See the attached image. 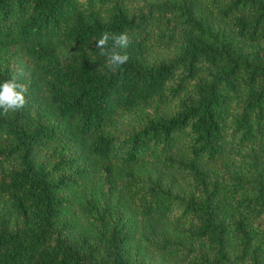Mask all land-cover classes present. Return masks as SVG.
<instances>
[{
    "label": "trees",
    "instance_id": "trees-1",
    "mask_svg": "<svg viewBox=\"0 0 264 264\" xmlns=\"http://www.w3.org/2000/svg\"><path fill=\"white\" fill-rule=\"evenodd\" d=\"M12 78L0 264H264V0H0Z\"/></svg>",
    "mask_w": 264,
    "mask_h": 264
},
{
    "label": "clouds",
    "instance_id": "clouds-1",
    "mask_svg": "<svg viewBox=\"0 0 264 264\" xmlns=\"http://www.w3.org/2000/svg\"><path fill=\"white\" fill-rule=\"evenodd\" d=\"M109 40L113 42L114 47L111 51L107 50ZM131 43V38L127 32L119 35L103 32L98 40L96 47L101 50V55H105L108 64L113 70L119 69L124 65L129 56L126 53L116 51V48L126 49ZM27 88L24 84L18 83L16 78L8 79L0 83V109L4 113L15 112L23 108L26 101Z\"/></svg>",
    "mask_w": 264,
    "mask_h": 264
}]
</instances>
